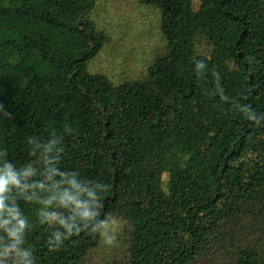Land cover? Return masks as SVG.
Segmentation results:
<instances>
[{
	"label": "trees",
	"instance_id": "obj_1",
	"mask_svg": "<svg viewBox=\"0 0 264 264\" xmlns=\"http://www.w3.org/2000/svg\"><path fill=\"white\" fill-rule=\"evenodd\" d=\"M107 1L0 0V264H264V0Z\"/></svg>",
	"mask_w": 264,
	"mask_h": 264
},
{
	"label": "rangeland",
	"instance_id": "obj_2",
	"mask_svg": "<svg viewBox=\"0 0 264 264\" xmlns=\"http://www.w3.org/2000/svg\"><path fill=\"white\" fill-rule=\"evenodd\" d=\"M105 5L108 8H99L98 12L101 16L105 15L106 20L109 21V19H112L111 15L116 16V20L118 23L121 24V26L124 25H132L135 26V20L136 16L140 14L139 10L141 11V6H139L137 3H133L130 0H109L105 3ZM145 16L146 25H149L151 21V17L153 16L152 12H149L148 10H145L143 12ZM115 21V20H114ZM116 22V21H115ZM149 28V26L147 27ZM134 33V30L132 31V34ZM108 58L101 57L100 62L95 63L97 68L105 69L106 66L109 64L107 62ZM163 176L160 174L158 175V178H162ZM0 238H2L4 244L2 247V251H4L6 244L9 242L8 238L5 236L4 232L0 230Z\"/></svg>",
	"mask_w": 264,
	"mask_h": 264
}]
</instances>
